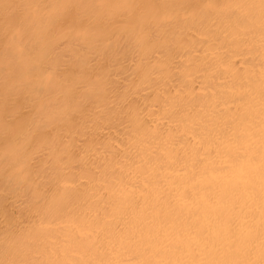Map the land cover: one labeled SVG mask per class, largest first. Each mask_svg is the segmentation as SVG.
<instances>
[{"label":"bare ground","instance_id":"bare-ground-1","mask_svg":"<svg viewBox=\"0 0 264 264\" xmlns=\"http://www.w3.org/2000/svg\"><path fill=\"white\" fill-rule=\"evenodd\" d=\"M47 2L0 0V60L14 74L38 43L62 78L47 96L74 115L41 136L55 167L0 183L5 205L56 208L9 211L0 258L264 264V0H112L102 26L71 8L52 27ZM2 104L30 139L31 103Z\"/></svg>","mask_w":264,"mask_h":264},{"label":"clouds","instance_id":"clouds-1","mask_svg":"<svg viewBox=\"0 0 264 264\" xmlns=\"http://www.w3.org/2000/svg\"><path fill=\"white\" fill-rule=\"evenodd\" d=\"M137 0H117L126 9L135 8ZM112 0H48L38 7L39 21L49 27L54 26L60 11L71 8L83 9L89 14V23L102 26L106 23L103 9L112 7ZM47 52L37 43L22 62L16 67L14 74L4 72L3 60H0V183H11L21 177V166L24 163L38 165L41 169L55 167L56 161L46 156L41 136L44 130L54 123H60L74 115L64 105H53L47 96V89L52 82H59L58 68L54 63H45ZM78 79H85L83 71ZM88 93L90 89H80ZM23 96L31 103L32 111L28 117L29 126L34 127V135L28 139L13 127V117L8 115L7 106L2 104L5 97ZM86 103V98L82 97ZM78 111V110H76ZM0 195V256H6L14 248L13 227L8 213L20 212L33 215H45L56 211L53 204L35 196L32 200L19 204L3 203ZM0 264H46L44 261L30 259L0 258Z\"/></svg>","mask_w":264,"mask_h":264}]
</instances>
